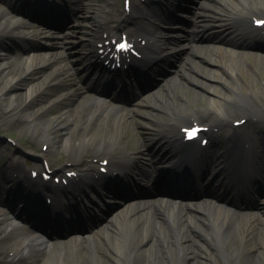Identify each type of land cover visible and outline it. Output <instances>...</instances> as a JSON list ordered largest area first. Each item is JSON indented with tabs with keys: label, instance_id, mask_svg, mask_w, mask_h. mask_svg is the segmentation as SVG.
I'll return each mask as SVG.
<instances>
[{
	"label": "bare ground",
	"instance_id": "bare-ground-1",
	"mask_svg": "<svg viewBox=\"0 0 264 264\" xmlns=\"http://www.w3.org/2000/svg\"><path fill=\"white\" fill-rule=\"evenodd\" d=\"M8 1L0 0V37L31 38L29 31L17 26L6 15L4 5ZM87 1L93 3L97 0H78L76 9L73 10L74 14L72 13L74 18L83 24H87L86 26L79 24L70 25L69 22L63 20L61 23L59 21V23L49 27L53 29L60 24V26H65L66 29V34L60 36L62 41L58 42L60 50L55 54L59 56L62 49H70V52L76 54L71 55L72 59L68 63L61 62L59 67H57L58 69L54 71L52 87L46 88L48 89L47 96H51L54 93L53 90L57 84L64 85L67 82V90L54 95L51 102L62 101L67 97L68 93L76 94L79 97V102L75 113H71V109H65L60 116L47 119L45 114L50 110L49 104L42 105L37 112L31 113L32 106L42 100L47 94L39 97L45 88L38 89L40 83L37 82L25 91L24 102L21 105H17L14 95L11 94L9 96L8 94L10 88H15L19 85L18 80L21 78H17L15 75L22 70V67L27 68L26 76L30 74L31 70H33L35 59L43 56L46 58V53L41 55L25 51V55H23L25 58L19 66L8 61L10 59L8 48L0 47V61L3 62V64H0V81L5 78L12 80V83L9 82L11 83L9 84L10 88L2 87L0 82V124L8 123V121H14L15 119V121L20 122L16 124V129L20 134L32 133L33 138L36 140H41L44 141L42 143L51 145V153L39 154L38 152L30 151L35 156L53 159L55 152H58L60 157V154L71 149V154H67L69 159L65 162L76 164L80 168L79 172H81L80 182H82L83 178L86 180L85 183H81V186L67 190L71 196L78 198L86 195L85 185L89 189L96 188L100 184L97 182L103 176L99 171L101 168L100 162H86L85 158L91 157V154H97V159L108 157L110 159L109 170L111 172L120 169L121 165L127 160L136 162L139 159L142 161L144 160L142 156L147 155L156 157L161 161H171L177 154L176 150L182 148L180 126L189 124L192 118L201 119L208 125L220 127V132L210 131L211 137H214L213 144L215 145L212 149H202L194 145L190 150L195 151L199 155L207 152V156L214 161L211 163L214 170L211 173L210 180L219 183L217 184V190L211 193L222 199V201H226L235 209L242 211H240L241 213L234 210L225 211L221 207L213 208L208 203L195 204L188 207L171 206L165 209H159L152 204L143 203L134 210H137L135 216H128L124 220L116 218L98 232H79L77 240L63 241L53 246L31 236H22L20 234L18 236L16 232L20 233L19 230L11 229L7 223L2 222L0 219V244H5L6 247H9L17 238H21L12 250L16 252L17 257L12 259L10 264H93V262L95 264H113V255H122L126 252L128 254L125 257L129 258L137 252L140 253V249L146 245L147 248L144 251L141 250L143 253L150 255L155 264L165 262L163 256L166 253L169 254V260H171H167L168 264H264V201L260 202L258 200L260 193L259 191H253L255 189V187L251 186L253 182L246 181L245 187L242 184L240 185V187L247 189V193H250L249 197H251V200L249 199L248 202L244 201L240 192L236 190L239 188L238 183L241 182L244 168L247 167V160H253L254 155L257 156L258 161H264V133L249 135L245 131H238L231 120V115L238 114L250 115L260 119L263 117L261 116L264 113L262 98L257 92L249 90L247 85L243 84L242 77L247 78L249 83L252 86L254 85L251 81V71L241 64L240 59L241 57L250 56L253 60L251 70L261 74L264 73L261 69L264 64V54L254 52L255 50L264 52V35L259 34L257 39L248 35L252 29L250 26L251 17L254 16L253 13L264 14V1L204 0L203 2L192 4L193 9L197 10L195 12L197 17L196 27L193 31L195 36L200 29V24L208 25L211 21L210 19L214 17V13L215 15H220H217L218 18L213 20L215 23L213 28L219 32L217 39L214 41L217 45H214V47L219 46L221 50L218 55L216 54L210 59L211 65L215 66V69L219 68V71L216 70L218 75L223 74L221 68L225 67L227 60L231 59L232 63H234L232 71L229 70V73L231 74L232 86L235 90L231 95L225 92L221 94L223 97L222 101L210 97L209 104L205 107L197 106L195 98H192L191 91L186 86L189 83L194 85L201 84L209 89L212 87H208L204 79L214 80L207 77L201 67L199 68L196 65V59L200 53L190 44L191 33L178 30L179 36L166 37L155 24L160 10H150L148 7L140 9V6H137L135 10L142 15H147L149 19L139 25V31L136 34H132L133 36L144 35L145 37L148 36L150 40L152 39L153 43L161 41L164 46L181 44L177 47L184 48V46H188V49L183 52L185 53L184 58L179 55V59L177 56V60L170 62L168 65L167 68L171 71V74L166 78V82L158 84L161 85V90L155 92L153 98L134 101L132 103L133 108L127 112L124 104H117V102L121 101L119 94L103 91L104 87H101L102 84L100 83L112 82L115 87L121 89L129 84L128 80L122 78L119 81H114L109 77L103 78L96 71L99 65L93 62L95 57L90 58L94 52L93 46H90V53L87 54L86 52L85 56L82 52L84 49L86 51L88 45L84 44V48L81 46V51L79 52L80 49L77 51V46L74 43L78 36L86 39L87 43H92L91 39L95 36L98 37L101 33V27L104 28V26L113 32H119L130 23L129 17L122 12H115L117 18L115 20V16L106 13L104 9L91 10L86 3ZM156 1H164V5L171 6L173 11L178 8V4H172L171 0H150L151 3ZM237 20H241L240 22L246 21L248 28L244 29L240 25L238 26L235 23ZM113 22L117 23V26H114ZM181 24L183 25L184 21ZM94 32L95 36H92ZM199 32L203 34L201 29ZM44 36L49 39L59 37L52 35L49 31L37 35V37ZM184 40L187 42L186 45H182ZM11 42L15 43L14 40ZM55 46L53 45V47ZM237 49L242 51L238 52ZM245 50H250L251 52H243ZM153 52L156 53L157 50L154 49ZM78 54L80 55L79 58ZM159 58L160 54L156 53L155 56L148 59L144 66L149 70ZM43 60L46 62L45 59ZM57 61L58 58L52 57L46 64H49V62L54 64ZM46 64L44 63V65ZM75 67H77L76 70L74 69ZM82 67L85 70L80 73L79 68L82 69ZM7 69H9V72L6 74ZM87 72H89L90 76H95L96 81L99 83L98 85H92L88 81L83 84L82 76H85ZM194 72L198 75L194 76ZM91 78L92 80L95 79ZM24 83L27 84L29 82L26 81ZM239 86L244 87L240 88ZM91 90H95L94 93L96 94L106 95L107 100L101 103L96 95H89L88 92ZM211 92L219 93L218 91ZM7 96L9 97L7 98ZM94 101L97 106H94ZM228 104L231 105L230 113L226 111V105ZM81 113L84 114L83 121H79ZM74 114L78 115L76 119ZM137 116L145 117V119L142 118V123H137V127H144L152 135L147 143H140L136 139L135 141L138 143L135 144L137 146L131 150L128 144L130 140L128 138L129 126L132 121H135L136 118L134 117ZM98 132H101V134L98 135ZM165 139L167 143H165ZM249 140H253V143L245 149L242 145ZM221 141H226L225 150L228 151L226 156L218 149L217 144ZM141 161L138 163H142ZM189 161V156L187 154L184 155L182 162ZM61 164L63 165L60 166V169L64 170L66 165L65 163ZM6 167L17 173V177H12L14 181L18 179L20 183H24L29 180L27 169L22 170V159H11ZM225 171L228 174L225 175ZM185 178L183 177V179ZM12 179L10 177L9 180L11 181ZM260 182L263 183L264 187V177ZM75 183L73 182V184ZM62 188L64 187L62 186ZM49 191H52V187L40 185V193ZM163 192L169 193V191ZM189 194L192 196L196 195L193 191H190ZM232 196H236L234 201L231 200ZM246 209L247 212L243 213ZM142 224L147 226L146 231L149 236L136 243L135 239L137 238L133 236L135 234L137 236L138 226ZM170 227H174L177 230V237ZM101 233L105 237L103 245L98 240V237H102ZM118 233L124 234L125 246L122 250L118 248V245H122L119 242ZM233 241L237 247L232 245ZM145 242L146 244H144ZM100 246L104 247L105 252L100 250ZM149 247L151 249H148ZM5 249L7 248H0V264H6L9 260L5 254ZM147 250L151 251L147 253ZM28 255H34L32 261L25 258ZM37 258L40 260H37Z\"/></svg>",
	"mask_w": 264,
	"mask_h": 264
},
{
	"label": "rangeland",
	"instance_id": "rangeland-1",
	"mask_svg": "<svg viewBox=\"0 0 264 264\" xmlns=\"http://www.w3.org/2000/svg\"><path fill=\"white\" fill-rule=\"evenodd\" d=\"M73 3L76 2V0H71ZM102 0H97L93 3L87 1V5L90 6V9L93 11L99 10L100 8V4H101ZM264 1V0H263ZM253 2V1H252ZM171 3H176L178 4V8H176V10H172L171 6H163L162 7V13L159 14V18H157V28L159 30H162L164 35L169 34L168 36L172 35L174 37L179 36V33L177 31H172L170 27L173 26H179L181 29L184 30H188L187 27L189 24L191 18L193 19L195 17V12H197L196 9H193L192 4L193 3H199V0H172ZM121 5V9L123 10V5H122V1L119 3ZM253 4V3H252ZM221 7V6H220ZM75 6H72V9H74ZM72 9L70 11H72ZM6 15L8 16V18L12 21L15 22V17L10 13V11H8V9L6 8ZM70 14V13H69ZM186 14V16H185ZM219 15V14H217ZM217 15H215L214 13V17L211 18L210 23L208 25L206 24H202L201 26H199V28L203 31V34H200V32L197 34L196 36L194 35L192 40L190 41V44L193 45V48L198 51L200 54L198 56V58L196 59V65H198V67L203 70V72L205 74H207V77L212 78L214 80H207L204 79V81L207 83L208 87L211 86L212 88H207L206 86H203L201 84H197L194 85L192 83L186 84V86L190 89L191 91V96L192 98H195L196 102H197V106L199 107H205L208 106L209 104V98L210 97H214L216 99H218L219 101L223 100V97L221 94H223L224 92L228 95H231L233 93V91L235 90L234 87L232 86L233 84V80L230 77V73L229 70L232 71V68L234 66V63H232V60L229 59L227 60V63L225 65V67H222V73L221 75H218V71L219 68L215 69V66L211 65L210 63V59L212 58V56L214 55H218L220 50L219 46L214 47V45H217L216 43H214L215 39H217L219 32L213 28L214 26V21L216 20ZM13 16V17H12ZM220 16V15H219ZM60 17V16H58ZM186 17V18H185ZM20 21H16L15 23L30 31L35 37L42 33V32H46L48 30H45V28L43 26H38L36 24H33V27H28V24H24V22L30 23V21L27 18H23V17H17ZM72 18V16H71ZM73 22H71L70 24H79V25H84L81 21H78L76 18H72ZM71 20V21H72ZM187 22L186 24L182 25L181 22ZM70 26V25H69ZM175 29V28H174ZM66 29H62L59 31H51V34H53L54 36H59L58 38H54V39H49V38H45L44 37H36L35 42H27V41H16L15 43L10 42L7 39H0V47L1 48H9L8 52L10 55V59L8 61H10L11 63L17 64L20 66V64L22 63L23 59L25 58L24 56H22V52L24 53L25 51H31L34 53H38L43 55L44 53H46V58L43 57H39L36 58L34 63H33V70H35V73H30V76H28L25 80H23V83H18L20 85L15 87V88H11L10 90H8V94L9 96L12 94L14 95V99L17 105H21L24 102L25 99V91H27L30 86H33L36 82L40 83V85H38V89H43V87L45 88V91L39 96L41 97L42 95L46 94L48 89L46 88H50L52 87V82H53V73L55 70H57L60 65L61 62H64L65 64L69 62L70 59H72L71 55H75L76 53H72L69 50H65L62 49L61 50V54L59 56H57L55 53L60 50L59 48V43L61 42L62 38H60V36H63L66 32ZM250 35V34H249ZM79 37V36H78ZM253 38V37H252ZM74 43L77 46V51L78 49H80V45L79 42L77 40V38L75 39ZM185 42V40H184ZM182 44H186L185 43ZM10 45V46H9ZM53 45H56L55 47H53ZM181 45V44H180ZM180 45H169L168 49L172 50V48L180 46ZM59 47V48H58ZM224 50V49H223ZM81 51V49L79 50V52ZM238 52H241L242 50L237 49ZM247 52H251L250 50H246ZM244 51V52H246ZM254 52H259V53H263L264 52L262 50H255ZM20 53V54H17ZM226 53V52H225ZM227 54V53H226ZM182 55L184 56L185 54L180 53V57H182ZM79 54H78V58H79ZM179 59V55H172L169 58H166V60L161 63L159 66L156 67V69L154 70V72L156 73L157 76L153 77L154 72L152 73V75H150V84L148 85V87H152V90H148L146 92V94L144 95V97H148V98H153L154 97V92L160 91V87L161 85L158 84H162L164 82H166V78H168L171 74V71L168 70V65L170 64V62L176 61L177 57ZM58 58V61L54 64H52L51 62H49V64H46V62H48L49 60H51V58ZM61 57V58H60ZM185 57V56H184ZM48 58V59H47ZM45 59L46 62L43 60ZM241 64L247 69L251 71V81L253 82V86L249 83L248 79L242 77L244 83L246 84L248 89L254 92H257L258 95L262 98V103L264 104V73L261 74L257 71L251 70V65L253 60L251 59V57H241L240 59ZM44 63L46 65H44ZM79 63V62H78ZM0 64H3L2 61H0ZM262 65V64H261ZM77 68V67H76ZM75 68V70H76ZM22 70H20L19 72H17V74L15 75V77L17 78H22V77H26V72H27V68L22 67ZM262 71L264 72V64L261 66ZM218 70V71H216ZM9 72V69L6 70V74ZM24 73V74H23ZM198 74L194 72V76H197ZM21 76V77H20ZM81 76V75H80ZM30 77V78H29ZM83 80H84V75L82 76ZM52 80H51V79ZM153 78H155L158 83L155 85L153 82ZM1 79V78H0ZM28 79V80H27ZM28 81L29 83L25 84L24 82ZM2 83V87H9V84L12 83V80L5 78L3 81H0ZM11 82V83H9ZM67 82H65L64 85H60L57 84L54 88V93L50 96H47L48 93L46 94V96L40 100L38 103L34 104L31 108V113H35L37 112V110H39V108L42 105H48L50 106V110L48 113L45 114V118L50 119L52 117H58L60 116V114L62 113L63 110L65 109H71V113H75L76 111V106L79 102V97H77L76 94H71L68 93L67 97L65 99H63L62 101L59 102H54L52 100V97H54V95L61 93V92H65L67 90ZM1 85V84H0ZM46 86V87H45ZM229 87V88H228ZM240 88L244 87V86H239ZM10 88V87H9ZM19 88V89H18ZM18 89V90H17ZM150 89V88H149ZM211 91H218L219 93H215V92H211ZM7 96V98L9 97ZM227 109L226 111H228L229 113L231 112V105H226ZM131 108V107H130ZM126 110H129V107L126 106ZM148 111V110H147ZM127 112V111H126ZM75 115V114H74ZM78 115H75V119L77 118ZM233 116V115H232ZM235 116V115H234ZM140 116L134 117L136 118L135 121H132V123H130V129H129V135L128 138L129 140V146L130 148L134 147V143H138L135 140L138 139L139 141H146L144 138H146L147 136V132L146 129H144V127H137V123H142L143 119L139 118ZM84 119V114L81 113L79 115V121H83ZM7 124H10L7 126ZM6 125L4 124L2 126V132H1V137L6 136H12L13 138H15L17 140V142L20 144L19 146H13L11 143L7 142V140L0 138V146L3 147H7L5 149L6 154L3 158H0V164L3 160H5V158L12 154H21V150L23 148H25L28 144L27 139L31 138V134L29 133H22L20 134L18 132V130L16 129V124H18V121H14L10 120ZM101 132H98V135H100ZM136 146V145H135ZM33 149L38 150L39 152H42V148L41 146H37V147H33L31 146ZM66 152V151H65ZM62 157V158H61ZM64 159H67L66 154L62 153L59 157V154L55 153L54 154V161H55V166L59 165L62 161H64ZM32 164L28 165V168L32 167ZM261 166V164H260ZM7 173H4V175L6 176ZM8 175V174H7ZM260 202L264 201V196H259ZM158 206L161 207V204ZM163 207V206H162ZM104 226V225H103ZM139 231L137 233V236H133L136 237L137 239H135V242H141L142 240H144V238H148L149 234L146 231L147 226H143L140 225L138 226ZM23 229L28 230L27 226L23 225L22 226ZM99 228H96V231H98ZM172 230V229H171ZM173 231V230H172ZM100 235H102L101 238L98 237V240L102 243L101 245H103V241L104 238L103 234L101 233ZM119 237V242L122 243V245H118L119 250L123 249L125 246V239L123 236H118ZM59 243V242H58ZM146 244V242L144 243ZM14 245H16V243H14L13 245H11L10 247H8V250H12ZM233 246H236V243L233 241L232 242ZM1 248H5L6 245L2 244V246L0 245ZM142 247V246H141ZM100 250H103L105 252V249L103 246L99 247ZM147 248V245L144 246L143 248H141L143 251ZM140 249V253L137 252L135 253V255L129 260L128 264H155V262H153V260L150 258V255H147L146 253H143V251ZM148 249H151V247H149ZM139 251V249H138ZM151 250H147V253L150 252ZM107 253V252H106ZM108 254V253H107ZM108 256V255H107ZM119 256V255H118ZM116 255H113V264H120V257H118ZM164 261L161 264H168V261L170 259L169 254H165V256H163ZM44 260V259H42ZM87 261V260H86ZM51 264V263H50ZM58 264V263H57Z\"/></svg>",
	"mask_w": 264,
	"mask_h": 264
},
{
	"label": "snow or ice",
	"instance_id": "snow-or-ice-1",
	"mask_svg": "<svg viewBox=\"0 0 264 264\" xmlns=\"http://www.w3.org/2000/svg\"><path fill=\"white\" fill-rule=\"evenodd\" d=\"M262 26H264V21L259 22ZM127 47V44H120V48L123 50ZM192 135H195V133H192Z\"/></svg>",
	"mask_w": 264,
	"mask_h": 264
}]
</instances>
